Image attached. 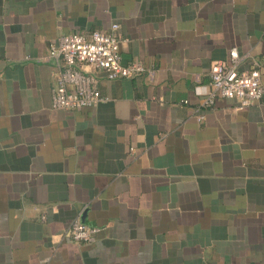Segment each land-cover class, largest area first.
Here are the masks:
<instances>
[{"label": "crops", "instance_id": "obj_1", "mask_svg": "<svg viewBox=\"0 0 264 264\" xmlns=\"http://www.w3.org/2000/svg\"><path fill=\"white\" fill-rule=\"evenodd\" d=\"M113 24L147 72L53 109L49 43ZM231 49L264 87V0H0V264H264V104L194 93Z\"/></svg>", "mask_w": 264, "mask_h": 264}, {"label": "built area", "instance_id": "obj_2", "mask_svg": "<svg viewBox=\"0 0 264 264\" xmlns=\"http://www.w3.org/2000/svg\"><path fill=\"white\" fill-rule=\"evenodd\" d=\"M118 31V24H113L109 31H94L87 37L80 33H70L49 43L43 62L49 64L54 72L55 86L51 90L53 109H94L105 103L107 98L101 97L98 92V74H102L108 81H113L135 79L147 72L139 62L122 64V40ZM243 61L244 58L237 50L231 49L225 60L211 64L209 85L194 89L196 95L205 97V108H213L218 100L237 101V110L264 104L260 70L257 64L253 63L248 70L240 71ZM202 119L203 116L198 117L199 121ZM101 231V228L86 226L76 218L71 221L61 237L74 244L92 245L97 242Z\"/></svg>", "mask_w": 264, "mask_h": 264}]
</instances>
